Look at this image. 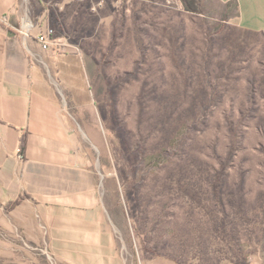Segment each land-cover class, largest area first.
I'll use <instances>...</instances> for the list:
<instances>
[{
    "label": "rangeland",
    "instance_id": "374dc122",
    "mask_svg": "<svg viewBox=\"0 0 264 264\" xmlns=\"http://www.w3.org/2000/svg\"><path fill=\"white\" fill-rule=\"evenodd\" d=\"M21 1L125 264H264V0ZM40 215L0 197V264H69Z\"/></svg>",
    "mask_w": 264,
    "mask_h": 264
},
{
    "label": "crops",
    "instance_id": "0c3cea01",
    "mask_svg": "<svg viewBox=\"0 0 264 264\" xmlns=\"http://www.w3.org/2000/svg\"><path fill=\"white\" fill-rule=\"evenodd\" d=\"M24 12L21 0H0V15L13 26ZM36 31L26 35L0 23V197L26 194L22 203L43 212L49 241L69 264H125L81 133L44 69Z\"/></svg>",
    "mask_w": 264,
    "mask_h": 264
},
{
    "label": "built area",
    "instance_id": "2783aa9c",
    "mask_svg": "<svg viewBox=\"0 0 264 264\" xmlns=\"http://www.w3.org/2000/svg\"><path fill=\"white\" fill-rule=\"evenodd\" d=\"M0 23L16 32L24 33L26 35H30V32L36 29L37 31L33 35L34 39L39 47L45 51L52 48L59 49L66 44L64 38L56 36L52 27L44 26L43 28H40L38 24L32 21V19L27 18L24 15L21 16L18 26H13L6 14L0 15Z\"/></svg>",
    "mask_w": 264,
    "mask_h": 264
},
{
    "label": "trees",
    "instance_id": "16d2710c",
    "mask_svg": "<svg viewBox=\"0 0 264 264\" xmlns=\"http://www.w3.org/2000/svg\"><path fill=\"white\" fill-rule=\"evenodd\" d=\"M26 140L23 136L20 140V152H23L25 149ZM24 197H28L26 194L20 195V197L16 198L15 200L10 201L11 204H18Z\"/></svg>",
    "mask_w": 264,
    "mask_h": 264
}]
</instances>
